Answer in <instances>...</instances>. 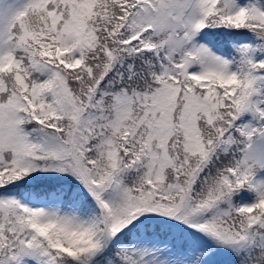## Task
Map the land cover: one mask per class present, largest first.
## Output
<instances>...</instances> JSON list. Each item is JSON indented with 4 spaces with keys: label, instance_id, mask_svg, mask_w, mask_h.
<instances>
[{
    "label": "snow or ice",
    "instance_id": "snow-or-ice-1",
    "mask_svg": "<svg viewBox=\"0 0 264 264\" xmlns=\"http://www.w3.org/2000/svg\"><path fill=\"white\" fill-rule=\"evenodd\" d=\"M0 264H264V0H0Z\"/></svg>",
    "mask_w": 264,
    "mask_h": 264
}]
</instances>
